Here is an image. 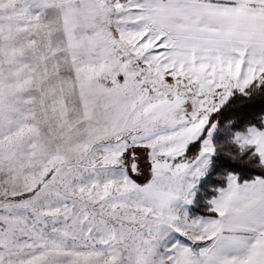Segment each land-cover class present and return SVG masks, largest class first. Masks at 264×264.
<instances>
[{
	"label": "snow or ice",
	"instance_id": "6c2138e0",
	"mask_svg": "<svg viewBox=\"0 0 264 264\" xmlns=\"http://www.w3.org/2000/svg\"><path fill=\"white\" fill-rule=\"evenodd\" d=\"M254 84L264 0H0V264H264V177L174 206Z\"/></svg>",
	"mask_w": 264,
	"mask_h": 264
},
{
	"label": "trees",
	"instance_id": "16d2710c",
	"mask_svg": "<svg viewBox=\"0 0 264 264\" xmlns=\"http://www.w3.org/2000/svg\"><path fill=\"white\" fill-rule=\"evenodd\" d=\"M248 94L234 90V95L217 113H213L211 122L216 123L213 143L217 150L211 156L210 165L198 183L190 215H215L211 210L210 199L217 194L220 187L227 183V176L235 174L240 181L264 177V163L255 147L248 146L242 150L233 141L236 131H245L249 126L263 128L264 123V87L255 84L246 90ZM199 145V141L197 142Z\"/></svg>",
	"mask_w": 264,
	"mask_h": 264
},
{
	"label": "rangeland",
	"instance_id": "374dc122",
	"mask_svg": "<svg viewBox=\"0 0 264 264\" xmlns=\"http://www.w3.org/2000/svg\"><path fill=\"white\" fill-rule=\"evenodd\" d=\"M236 90H238V89H236ZM263 123H264V119H263ZM216 129V128H215ZM215 129L213 130V132H212V140H213V134H214V131H215ZM261 129H264V127L263 128H261ZM238 132H243V131H236L235 133H234V135H233V141L234 142H236L239 146H241L237 141H236V139H235V137H236V134L238 133ZM205 136H207V132H205ZM250 146H254V145H250ZM255 147V146H254ZM211 156H212V154L210 155V161H211ZM209 165H210V162H209V164L207 165V167H206V169L204 170V175H205V173H206V171L208 170V167H209ZM232 174V173H231ZM204 175H202V176H199V177H188V178H186L189 182H191L192 184H193V187L191 188V190H190V195H191V199H192V202L191 203H185L184 201H183V199H181V200H178L176 203H175V207L179 210V213L181 214V215H183L184 214V212H187L188 213V215H189V218L190 219H195V218H199V217H211V216H215V215H194V216H192V215H190V207H191V205H192V203H193V201H194V198H195V195H196V191H197V189H198V183H199V181H200V179L204 176ZM227 184V183H226ZM226 186V185H225ZM219 189V188H218ZM217 192H218V190H217ZM213 198V197H212ZM211 198V199H212ZM210 199V200H211ZM211 204V203H210ZM211 209H212V207H211ZM215 212V211H214ZM172 236L175 238V239H179V240H182V241H184V242H186V243H190V241H187L186 240V238L185 237H183V236H180L178 233H172Z\"/></svg>",
	"mask_w": 264,
	"mask_h": 264
},
{
	"label": "crops",
	"instance_id": "0c3cea01",
	"mask_svg": "<svg viewBox=\"0 0 264 264\" xmlns=\"http://www.w3.org/2000/svg\"><path fill=\"white\" fill-rule=\"evenodd\" d=\"M229 175H231V174H229ZM229 175H228V176H229ZM228 176H227V177H228ZM251 180H252V179H251ZM246 181H250V180H246ZM246 181H243V182H246ZM226 186H227V184H226ZM226 186H224V187H226ZM220 188H223V187H220ZM220 188H219V189H220ZM219 189H218L217 194H216L213 198H215V197H217V196L219 195ZM213 198H212V199H213ZM212 199H211V200H212ZM211 200H210V201H211ZM211 207H213L212 204H211ZM215 214H216L215 216H211V217L209 216V217H207V218H215L216 216H218V213L215 212ZM205 218H206V217H205Z\"/></svg>",
	"mask_w": 264,
	"mask_h": 264
}]
</instances>
